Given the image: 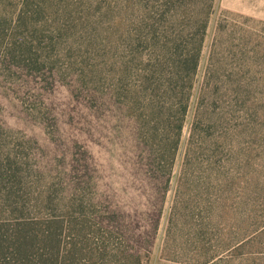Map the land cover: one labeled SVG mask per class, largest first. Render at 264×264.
I'll use <instances>...</instances> for the list:
<instances>
[{
  "label": "rangeland",
  "instance_id": "obj_1",
  "mask_svg": "<svg viewBox=\"0 0 264 264\" xmlns=\"http://www.w3.org/2000/svg\"><path fill=\"white\" fill-rule=\"evenodd\" d=\"M194 53L157 166L138 93ZM20 188L38 248L105 229L148 264H264V0H0V196Z\"/></svg>",
  "mask_w": 264,
  "mask_h": 264
},
{
  "label": "trees",
  "instance_id": "obj_2",
  "mask_svg": "<svg viewBox=\"0 0 264 264\" xmlns=\"http://www.w3.org/2000/svg\"><path fill=\"white\" fill-rule=\"evenodd\" d=\"M179 60L181 65L178 64L180 67L175 75V82L172 78L167 80L162 76L163 74H157L159 76L156 77L152 74L146 80V87L138 93L143 92L148 98L150 92L159 89L157 96L162 101L159 110L162 124L151 127L148 123L149 128L145 135L147 146L151 151L150 157H153V162L157 166H161L164 162L171 167L174 163L193 90V82L188 78V73L193 76L196 72L199 53L184 59L180 57ZM187 64H191L189 69ZM138 94L134 98L135 102L138 101ZM147 100L150 101L149 98ZM147 104L146 102L145 106H142L139 102L141 107L139 109L134 106L132 117L144 121L148 119L146 122H149ZM170 113H176L177 116L170 118ZM193 133L194 129L192 137ZM19 184L24 187L23 182L19 181ZM21 191L20 188V194L15 195L14 200L0 196V207H8L2 208L4 212H1L10 215L7 218L0 216V264H148L139 252L130 249L122 242H113L114 232L105 229H101V238L90 235L86 243L81 245L75 241L66 242V236L62 231L53 240L51 238L47 242L43 240L45 246L38 248L34 241H31L38 237L32 236V232L29 231L32 225L29 209L27 210L30 199L24 198ZM87 255H91L92 260H86Z\"/></svg>",
  "mask_w": 264,
  "mask_h": 264
}]
</instances>
